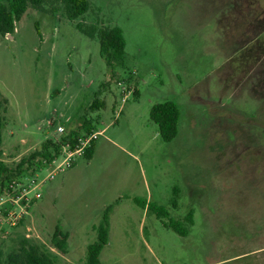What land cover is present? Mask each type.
I'll return each instance as SVG.
<instances>
[{
	"label": "rangeland",
	"instance_id": "obj_1",
	"mask_svg": "<svg viewBox=\"0 0 264 264\" xmlns=\"http://www.w3.org/2000/svg\"><path fill=\"white\" fill-rule=\"evenodd\" d=\"M77 23L118 26L123 61L108 65ZM0 92V161L15 171L0 184L40 193L2 205L3 257L25 238L57 264H86L112 205L100 264H264V0H89L75 20L47 0L0 35ZM95 95L104 107L88 111ZM166 100L180 112L170 141L149 115ZM82 116L97 134L90 159L56 169L62 142L17 166ZM57 229L66 253L51 246Z\"/></svg>",
	"mask_w": 264,
	"mask_h": 264
},
{
	"label": "trees",
	"instance_id": "obj_2",
	"mask_svg": "<svg viewBox=\"0 0 264 264\" xmlns=\"http://www.w3.org/2000/svg\"><path fill=\"white\" fill-rule=\"evenodd\" d=\"M47 0H0V35L6 36L12 34L15 29V23L20 20L25 11L32 7L34 9H41ZM62 4L65 16L69 20H75L82 16L89 8V0H57ZM78 28L90 37L95 35L98 37L100 53L105 57L106 62L110 65L112 62H122L124 59L125 41L122 30L118 26L99 28L94 26L85 28L82 24L77 23ZM2 103V94L0 92V104ZM104 107V101L98 95L88 106V111H95ZM179 108L172 100H166L156 103L150 108V118L157 124L159 135L164 141L172 140L178 132ZM82 123L80 130L89 132L92 128L87 117L82 116ZM78 132L74 130L68 132L62 137L61 142L48 141L44 143L41 148L32 153L27 159H21L17 166L21 167L23 164L33 162L34 159L39 163L42 159H47L51 156L50 148L57 152L62 146V142L70 141L71 148L77 144L76 135ZM1 136V130H0ZM75 137V138H73ZM94 141L85 149V157L90 159L93 154ZM9 171L15 173L13 169H9L0 161V172ZM112 205H108L102 213V217L95 227L97 238L94 242L89 243L86 247V264H100L99 254L103 246L108 241L109 232V214L112 211ZM159 215L163 211L158 212ZM185 220L192 224L191 211L186 215ZM172 228L180 234H185V229L179 222H173ZM51 246L61 253L67 252V234L57 229L50 240ZM0 249V264H57L56 254L52 253L46 247L31 243L27 239H22L19 245L9 251L4 257Z\"/></svg>",
	"mask_w": 264,
	"mask_h": 264
},
{
	"label": "built area",
	"instance_id": "obj_3",
	"mask_svg": "<svg viewBox=\"0 0 264 264\" xmlns=\"http://www.w3.org/2000/svg\"><path fill=\"white\" fill-rule=\"evenodd\" d=\"M124 101V99H122ZM74 130L75 132H78L76 135L77 144L74 148H71L70 141L68 140L64 144V148L69 149V152H67L66 156L63 157L62 160L58 161L56 165V169L60 166L66 164L70 165V162L74 157H71L73 154L77 153H83L87 147H89L96 138V132L87 133L82 130H80L78 127L69 129L68 131ZM66 128L62 125H58L57 132L62 133L66 132L68 133ZM74 156V155H73ZM49 177L53 176V173L50 172L48 174ZM33 187L32 189H34ZM30 189L26 188L23 184L19 183L15 178H11L9 181L4 183V185L0 184V209L2 208V205L6 202V200H12L14 202H24L25 204H28L32 199L39 198L40 193L34 192L33 195H29ZM21 207H24V205L19 204Z\"/></svg>",
	"mask_w": 264,
	"mask_h": 264
}]
</instances>
